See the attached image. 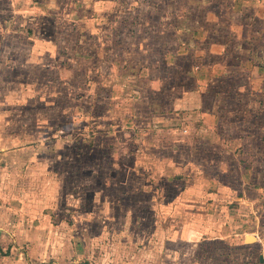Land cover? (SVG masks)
I'll use <instances>...</instances> for the list:
<instances>
[{"label": "rangeland", "instance_id": "374dc122", "mask_svg": "<svg viewBox=\"0 0 264 264\" xmlns=\"http://www.w3.org/2000/svg\"><path fill=\"white\" fill-rule=\"evenodd\" d=\"M6 263L264 264V0H0Z\"/></svg>", "mask_w": 264, "mask_h": 264}, {"label": "water", "instance_id": "95a60500", "mask_svg": "<svg viewBox=\"0 0 264 264\" xmlns=\"http://www.w3.org/2000/svg\"><path fill=\"white\" fill-rule=\"evenodd\" d=\"M256 240H257V238L253 235H245V237H244V241L246 243H252V242H255ZM259 260H260V262L263 261L262 256H260Z\"/></svg>", "mask_w": 264, "mask_h": 264}, {"label": "crops", "instance_id": "0c3cea01", "mask_svg": "<svg viewBox=\"0 0 264 264\" xmlns=\"http://www.w3.org/2000/svg\"><path fill=\"white\" fill-rule=\"evenodd\" d=\"M6 233V232H5ZM6 264H15V263H6ZM16 264H18V263H16Z\"/></svg>", "mask_w": 264, "mask_h": 264}]
</instances>
